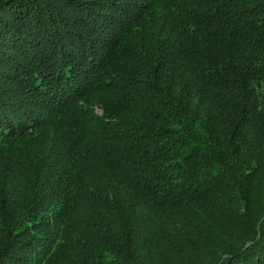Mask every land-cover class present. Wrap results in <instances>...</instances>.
<instances>
[{"label":"trees","instance_id":"16d2710c","mask_svg":"<svg viewBox=\"0 0 264 264\" xmlns=\"http://www.w3.org/2000/svg\"><path fill=\"white\" fill-rule=\"evenodd\" d=\"M0 264H264V0H0Z\"/></svg>","mask_w":264,"mask_h":264}]
</instances>
